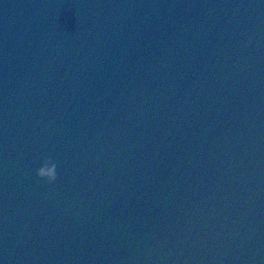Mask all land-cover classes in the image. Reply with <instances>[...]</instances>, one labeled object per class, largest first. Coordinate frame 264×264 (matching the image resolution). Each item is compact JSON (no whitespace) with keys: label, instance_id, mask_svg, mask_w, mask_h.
Instances as JSON below:
<instances>
[{"label":"water","instance_id":"1","mask_svg":"<svg viewBox=\"0 0 264 264\" xmlns=\"http://www.w3.org/2000/svg\"><path fill=\"white\" fill-rule=\"evenodd\" d=\"M0 264H264V0H0Z\"/></svg>","mask_w":264,"mask_h":264},{"label":"clouds","instance_id":"2","mask_svg":"<svg viewBox=\"0 0 264 264\" xmlns=\"http://www.w3.org/2000/svg\"><path fill=\"white\" fill-rule=\"evenodd\" d=\"M36 176L48 184H53L57 180V168L49 164H43L36 170Z\"/></svg>","mask_w":264,"mask_h":264}]
</instances>
